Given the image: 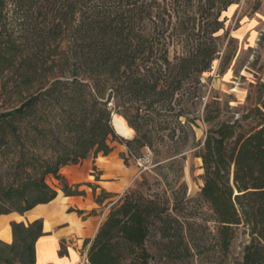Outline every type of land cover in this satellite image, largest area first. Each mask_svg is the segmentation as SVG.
<instances>
[{"label": "trees", "instance_id": "trees-1", "mask_svg": "<svg viewBox=\"0 0 264 264\" xmlns=\"http://www.w3.org/2000/svg\"><path fill=\"white\" fill-rule=\"evenodd\" d=\"M239 1L14 0L31 32L17 42L4 41L0 31V69H14L18 89L29 94L0 113V157L11 156L0 174V215L53 201L58 192L48 176L60 181L65 196L85 195L61 169L109 155L114 141L135 158L146 147L158 150L159 141L181 153L194 138L196 119L189 115L201 98V77L222 52L220 18ZM256 94L255 104L233 120L218 121L220 108L206 103L209 128L196 153L204 171L198 198L216 223L207 256L215 249L226 259L240 226L250 237L231 264H264V83ZM114 112L134 129L132 139L116 133ZM109 196L103 189L96 202ZM178 202L127 190L84 241L86 264H151L153 240L164 257H185ZM11 227L13 242L0 239V264H36L43 219Z\"/></svg>", "mask_w": 264, "mask_h": 264}, {"label": "rangeland", "instance_id": "rangeland-1", "mask_svg": "<svg viewBox=\"0 0 264 264\" xmlns=\"http://www.w3.org/2000/svg\"><path fill=\"white\" fill-rule=\"evenodd\" d=\"M5 1L0 15V31L4 41L8 38L18 42L31 27L27 28L24 24L21 11L13 4L14 0ZM220 19L225 20L224 29L218 32L221 36L222 52L213 62L212 69L201 77L204 84L201 87V98L196 99L198 104L195 107L191 106L192 112L189 115L190 119H196L193 126L194 138L190 135L189 143L177 155H174L175 148H172L171 144L167 143L164 146V143L159 141L158 150L146 147L141 151V158L130 156L124 143L114 141L111 144L114 147L111 156L122 159V168L130 175L128 187L121 194L108 192L111 196L102 204H97L93 210L84 211L80 215L83 218L91 215L101 218L107 216L110 206L129 189H139L146 195L158 196L163 201L169 199L171 204H174V198L178 197L179 210L178 212L174 210V213L186 227L185 239L189 250L183 258L168 259L161 255L159 244L153 240L149 243L154 255L151 264H231L242 258L244 247L250 241L245 228L240 226L226 259L220 257L215 249L207 256V237L209 243H214L216 223L212 221V212L207 204L198 198L203 185L201 176L204 171L202 160L196 153L202 146L209 128L203 120L206 103H214V106L220 108L221 116L218 121L236 119L255 104L258 85L264 83V0H240L229 6ZM16 79L14 69H0V113L19 106L29 94L25 88L18 89ZM134 136L135 131L128 138L132 139ZM10 157H0V174L7 173L6 166L10 162ZM180 167H183L182 172H179ZM99 174V170L94 166V182L74 184L79 185L81 191H85L83 196L90 194L95 202L103 190L98 183ZM47 182L61 190L60 181L55 182L48 176ZM182 184L184 189L181 187ZM93 211L94 214H91ZM68 235L70 241L64 242V250L67 245H74L77 242L76 234ZM83 248L86 246L83 245ZM81 251L83 252V249ZM57 260L59 262L55 264L69 262L70 259L57 255ZM83 263L82 257L80 264Z\"/></svg>", "mask_w": 264, "mask_h": 264}, {"label": "crops", "instance_id": "crops-1", "mask_svg": "<svg viewBox=\"0 0 264 264\" xmlns=\"http://www.w3.org/2000/svg\"><path fill=\"white\" fill-rule=\"evenodd\" d=\"M112 152L107 156L101 154L95 158L90 157L78 165L65 166L61 169V174L70 185L94 182L93 167L96 166L100 172L98 181L100 189L121 194L128 187L130 175L122 168V159L111 156ZM51 178L53 181H57L53 176ZM51 186L58 192L53 201L37 205L24 214L0 215V239L7 243L12 242V222L28 223L41 218L45 235L40 237L36 243V264L58 263L57 255L70 259L69 262H60L61 264H80L82 257L83 264H86L88 247L83 248L84 241L95 236L106 216L103 218L95 215L81 217L76 210L90 211L97 206L98 203L95 202L93 196L90 194L87 196H65L62 190L54 185ZM70 208H73L74 211H70ZM69 233L78 236L77 242L74 245H67L65 254L61 255L60 251L64 242L70 241Z\"/></svg>", "mask_w": 264, "mask_h": 264}, {"label": "bare ground", "instance_id": "bare-ground-1", "mask_svg": "<svg viewBox=\"0 0 264 264\" xmlns=\"http://www.w3.org/2000/svg\"><path fill=\"white\" fill-rule=\"evenodd\" d=\"M112 122L119 133H122L127 136H131L134 134V129L128 125L127 121L123 116L114 114Z\"/></svg>", "mask_w": 264, "mask_h": 264}, {"label": "water", "instance_id": "water-1", "mask_svg": "<svg viewBox=\"0 0 264 264\" xmlns=\"http://www.w3.org/2000/svg\"><path fill=\"white\" fill-rule=\"evenodd\" d=\"M112 124H113V122H112ZM113 126H114V124H113ZM114 128H115V131L120 135V136H122V137H124V138H128L129 136H127V135H124V134H122V133H119L118 132V130H117V128L114 126Z\"/></svg>", "mask_w": 264, "mask_h": 264}]
</instances>
